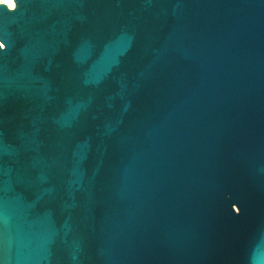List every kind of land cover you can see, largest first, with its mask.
Instances as JSON below:
<instances>
[{
	"label": "water",
	"instance_id": "water-1",
	"mask_svg": "<svg viewBox=\"0 0 264 264\" xmlns=\"http://www.w3.org/2000/svg\"><path fill=\"white\" fill-rule=\"evenodd\" d=\"M0 2V264H264V0Z\"/></svg>",
	"mask_w": 264,
	"mask_h": 264
},
{
	"label": "bare ground",
	"instance_id": "bare-ground-1",
	"mask_svg": "<svg viewBox=\"0 0 264 264\" xmlns=\"http://www.w3.org/2000/svg\"><path fill=\"white\" fill-rule=\"evenodd\" d=\"M0 2H5L12 8L15 7V4H16L15 0H0Z\"/></svg>",
	"mask_w": 264,
	"mask_h": 264
}]
</instances>
